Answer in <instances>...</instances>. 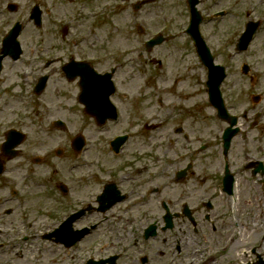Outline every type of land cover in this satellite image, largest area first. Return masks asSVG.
I'll return each instance as SVG.
<instances>
[{"label": "rangeland", "instance_id": "rangeland-1", "mask_svg": "<svg viewBox=\"0 0 264 264\" xmlns=\"http://www.w3.org/2000/svg\"><path fill=\"white\" fill-rule=\"evenodd\" d=\"M201 1L203 4H199V9L207 7L213 0ZM226 1L221 0L217 7L225 4ZM230 1L232 4L234 3V8L230 14L223 16L222 19L219 18V24L217 25L204 23L203 30L208 36L207 41L211 46L209 47L215 61L224 67L226 66L229 71L227 83H224L221 90L227 102L230 103L232 111L235 112L246 108V75H243L240 70L241 63H246V52L239 53L235 57H232L229 53L235 51L234 44L242 31L244 21H246L244 12L247 8L253 6L256 15L260 18L264 15V0ZM0 4L4 5V0H0ZM44 4L51 8V15L56 16L57 19L64 18L66 20L61 25H69L71 27L68 29V33L71 36H80V38H86L89 42H95L97 43L95 46L100 45L102 49L112 55V60L109 64L114 65L116 70H118L116 81L119 92L116 89L117 93L130 92L132 101L121 104L119 99L115 100L113 98L114 103L116 106L118 105L122 113L120 112L119 121L110 125V133L125 130L134 132V128L131 129L129 125L131 117L138 119L137 121L140 123L144 118L152 117L150 119L156 125L152 130H146L147 134L163 140L164 131L169 132L176 124H181L191 135V139L184 144L187 146L186 148H190L200 142L193 137L194 135L202 137V142L205 141V135L198 134L195 132L196 130L200 131V129L206 128L207 125L212 126L211 130H214L216 122L211 121L212 109L206 102L203 83L201 85L202 78L205 76V67L195 57L193 47L189 44L188 36L183 32L186 25V13L179 4V0H155L144 5L143 9L138 13H133L128 3H121L119 0H79L75 4H71L68 0H42V5ZM79 4H82L84 6L83 9L91 12L92 15L90 13L89 16L82 14L77 16L75 7ZM92 11H99V13ZM13 15L6 11L0 12V30L11 22ZM48 19L45 14L42 16L43 31L48 30L50 32L63 27L59 25V27L50 28ZM139 27L143 28V31ZM34 30L37 31L36 29ZM34 30L28 24L24 33L22 32L19 36L20 41L25 36H28L29 31ZM158 30H163L164 36L173 34L175 37L172 40L166 39L150 51H146L144 42ZM261 37L263 36L259 33L255 45L253 44V52H257L256 49ZM95 38L98 39L94 40ZM154 57L162 59L161 66L153 63L151 59ZM20 70L21 65L16 70L6 71L4 77L7 80L0 83V103L3 106V110L0 112V123L4 125L12 123V126L19 125L24 131L29 132L28 138L23 146L20 147L21 151L25 152L29 149L44 153L45 150H52L57 145L61 146L63 151L59 157L55 156V154H49L46 160L48 166L40 164L32 167L35 169L36 174L32 175L31 178L35 180V184L42 180L40 182L42 185L35 186L34 183L29 182L28 178H24L18 172H13L16 179L22 181L20 187L23 190L22 198H25L27 204V216L20 214V210L17 209V213L14 215L12 213L10 219L13 222L12 224L15 225V229L18 230L17 233L29 228L26 223L30 222V220H34V224L29 228L30 233L33 231L40 233L39 225L41 223L50 227L47 230L42 227L44 232H48L54 228L52 226L55 224L56 219L60 221L59 215H64L66 211L68 212L71 209L82 206L87 202L88 197L90 198L95 192H98L95 183L90 184L89 190L80 192L85 181L84 172L86 169H84L83 165H80V168H69L70 165L75 164L77 166V161L73 159L75 155L69 147L70 140L75 134L81 132L92 140L87 150L90 157L94 159L98 157V161L101 157L104 162L108 154L103 149L106 143L102 144L98 140L99 134L94 131L91 121L84 117L82 118V114L77 106L74 105V90L70 88L73 86L72 83H65L55 73L48 89L43 94V98L51 105V109L45 110L46 108H41L36 103L33 94L30 93V87L22 84L20 78L16 77V73H19ZM13 80H16V83L14 86H10ZM179 84L181 85L180 90H178ZM59 87L62 88L59 89ZM238 89H243L241 96L237 94ZM179 91H181L180 94H178ZM192 91H194V94L191 97H186ZM58 96H64L62 102ZM139 107H144L148 110L140 112ZM56 118L66 122L68 126L66 132L50 127V120ZM15 121H19V123L16 124ZM218 125H221V123H218ZM207 137L210 138L209 136ZM38 140L43 146L34 147V143ZM217 141L214 138L210 143ZM130 143L132 144V142ZM239 143L240 138L236 137L235 147L229 158L230 166H232L237 177V185L235 189L236 202L230 201V208L228 209L233 213V207H237L240 230L246 234V230L253 228L250 224L247 227L248 229H246V218L248 217L247 213L250 214V211H254V205H249L246 209V168L244 167L246 155L240 153ZM135 145L137 143L133 141L132 149H140ZM182 147L183 145L180 144L179 150L175 152L170 150L164 154L161 145L159 160L156 157L153 158L147 170L149 175L151 174L154 177L153 188H157L159 191L151 194L148 201L146 199L144 202L134 205V211H131L134 216L127 218L130 211H118L116 207L112 211H108L106 217H102L96 212L88 215L85 218L86 224L98 223L97 230L92 231L85 239L79 242L78 247L74 249L76 253L84 250L86 255L90 253L94 258L101 257V244L104 241L105 244L109 241L115 243L126 240L134 242L136 239L141 242L140 231L143 227L154 223V221L161 223L163 215L162 202L166 201L168 203L169 199L174 202L173 198H178L181 193V185L171 183L172 178L170 179V176L172 175L171 164L178 162L180 155H182V150H180ZM215 151L218 153L220 147L218 148L217 146ZM217 153L213 157V159L215 158V164L218 163L220 157ZM206 154L210 155V153ZM78 158L83 162L87 158L86 151ZM207 158L205 157L203 162L209 166L212 162L208 163ZM20 160L17 158L12 161L10 163L11 167L17 168V161ZM51 164L53 165L52 170L49 168ZM53 170H56V174H52ZM215 170L218 171V169L211 167L205 169L208 177L209 174L213 176L212 172ZM54 181L64 182L68 187L73 186L74 194L64 199L60 195L53 194V189L51 193L48 188L53 187L52 182ZM251 188L254 195H256L257 191L253 187ZM200 196L205 198L204 194ZM216 201L221 204L222 198L218 197ZM230 217L233 221L231 214ZM242 224L244 225L243 227ZM233 230L234 228L231 227L230 231L232 234ZM190 233L192 232L190 231ZM161 236H164V234L159 235L160 238ZM207 236L211 237L206 235L204 238L205 242L200 239V245H209L210 241L207 242ZM160 238L150 240L153 243L149 247L150 250H147V247L138 246L139 252L145 254L150 252L149 256L153 258L152 264H165V260L170 254L166 246L168 244L160 243ZM195 238L199 239L196 235ZM88 244L91 245L90 251L85 250ZM28 245L42 248L46 252L44 254L45 258L36 259L37 256L34 250L27 249ZM211 247L206 249L205 247L199 248L198 250L205 255L206 252H209V254L216 257V261L220 260V252H213ZM243 247H245V244L236 247L226 263H246V255L242 253L246 248L243 249ZM19 248L21 252H18ZM9 250V253H6L5 249L0 252V264H69L71 261L65 258L62 249L57 248V245L52 241L43 239L41 235H31L27 237L24 244L17 242L16 247L13 250ZM108 250H111V248H108ZM159 251H162L161 256ZM171 251L173 255L172 247ZM187 252L192 253L193 250L188 247ZM55 253L57 255L60 254V257L54 258ZM189 253L187 254L189 255ZM198 257L199 255L194 260H198ZM221 263L224 264V262ZM176 264L182 263L176 261Z\"/></svg>", "mask_w": 264, "mask_h": 264}, {"label": "flooded vegetation", "instance_id": "flooded-vegetation-1", "mask_svg": "<svg viewBox=\"0 0 264 264\" xmlns=\"http://www.w3.org/2000/svg\"><path fill=\"white\" fill-rule=\"evenodd\" d=\"M78 1L79 0H68L71 4H75ZM119 1L121 3H128V6L132 8L135 4L143 2L144 0ZM4 2V9L6 12L16 14L20 21L23 22L21 25V33H24L28 24L31 25V29L33 28V30L36 29L37 31H29L28 36L24 34L25 38L20 41L21 52L17 59L13 58L12 55L8 56L7 54L1 53V41L4 33L0 31V83L7 80L4 77L6 71L16 70L18 66L21 65V70L19 73H16V77L20 78L22 84L30 87V93L33 94L36 103L41 108L43 104H45L46 107H51L50 103L43 98V93L48 89L53 75L57 73L65 83L73 84L70 88L74 90L75 104L74 101L73 104L75 106L81 107V109L88 106L89 108H97L99 114L104 116L102 120L104 119L105 122L101 126L102 130L97 132L95 129L96 125H98L97 119L88 112L82 111V117L91 121L94 131L99 134L98 140L102 144L105 142L102 140V137H106V135H109V137L114 136L113 138L123 136V140L119 145L120 150L117 153L115 152V145L112 144V138L105 142L106 144L103 149L107 151L108 155H106L103 162L101 157L99 161L98 157L96 159L90 157L87 150L92 140L89 136L85 135L87 139L85 149L88 163L84 165V169H86L84 172L85 181L82 186V191L80 192L87 189L89 190L91 183L97 185L98 192H95L92 197L87 198V202H85L84 205L89 206L92 204L93 206L91 205L92 208L87 209L85 214L77 219L75 222L76 227L79 229L82 228L86 220L85 218L92 212L106 217V213L110 210L112 211L115 207L118 211L122 210L128 212L134 210V205L144 202L146 199L148 201L151 194L158 193L159 191V189L153 188L152 182L154 177L147 172L152 163H150V161L155 157L159 160L161 156V145L163 147V153L165 154L170 150L174 152L179 150V145L181 144L183 145V147L180 148V150H182V155H180L177 163L171 164L172 175L170 176V179L172 178L171 183L181 185L180 196L178 198H173L174 202L171 199L168 200V203L166 201L162 202L163 215L161 225L155 221L149 224L154 228H156L157 225V227H159V234H164V236L160 238V243L168 244L166 246L169 250L168 252H170L169 257L165 260V264H176L174 260L170 261L172 246L177 253L182 252V261L185 264H199L198 260H192L194 258L193 255L187 254L189 253L187 252L188 247L196 252L199 251V248L205 247L206 249L211 246L213 252H220L219 257L222 256L225 259V264H227L228 248L234 245V242L237 243L236 246L245 244L243 249L246 248V264H264V15L259 18L253 6L251 7L254 19L258 20L259 25L258 30L253 35L252 40L246 48V112L241 118V122L237 123L239 129L232 137L227 156L224 157L222 133L228 126V123L224 119L218 117L216 110L208 101L206 102L212 109L211 121L216 122V126L214 130H211L212 126L210 127V125L200 129V131L196 130L195 132L198 134L205 135V141L202 142V137L194 135L193 137L200 141L194 147L186 148L187 146L184 145L191 139V135L181 124H176L169 132L164 131L163 140L153 137L151 134H147L146 130H152L156 125V123L151 121L150 118L152 117L147 116V118L141 120V123L137 121L138 119L133 117L129 119V125L131 129L134 128V132L125 130L110 133V125L115 121H113L111 117V106L107 105L106 107L104 100L106 95L111 92V101H114L113 98H115V100L121 99L122 95L117 94L116 87L115 91L113 90L114 92L111 91L104 80H101L99 75L112 71V78L115 79L117 76L118 70H116L114 65L109 64L112 60V55L102 49L100 45L95 46L97 44L95 42H89L86 38H80V36H71L68 33V28L71 27L69 25L63 26L58 21L63 20L65 22L66 20L64 18L57 19L56 16L51 14V16H49L48 12L42 11L41 23L36 26L30 19V14L34 6H42V0H4ZM10 3H14L15 5L12 9H9L8 4ZM179 4L188 12V0H179ZM199 4L202 5L203 2L197 0V8H199ZM217 6L215 0H213L207 7L200 9V13L202 14H200V29L202 33L204 23L214 24L212 19L206 20V14L209 11H217ZM83 8L84 6L82 4L75 7L77 16L81 14L89 16L87 13L91 12ZM97 12L99 13V11ZM44 14L49 18L50 28H56L59 27V25L63 27L54 29L50 32L48 30L43 31L42 16ZM250 14L251 12L246 10V23L253 20ZM10 25H12L11 22L7 25L6 29H8ZM259 33L263 37H261L259 41L258 48L256 49L257 52H253V44L255 45ZM97 39L98 38H95L94 40ZM188 39L191 45L192 42L189 37ZM66 67H68L67 73ZM43 76L46 78L45 88L42 92L37 93L36 84ZM15 83L16 80L11 81L10 86H14ZM83 83L86 85H83ZM7 86H9V84H7ZM82 86L86 89L83 96L85 103L80 105L79 97L82 92ZM60 88L62 87H59V89ZM240 90L241 89H238V91ZM238 91L237 94L241 96ZM58 97L61 98L62 102L64 96ZM226 103L232 111L230 103H228L227 100ZM146 109L147 108L139 107L140 112H145ZM118 110L122 113L119 108ZM119 119V117H116V122H118ZM15 123L17 124L19 121H15ZM218 123H221V125H218ZM10 128H15L17 130L22 129L19 125L12 127L11 123H8V125L0 123V252L5 249L6 253H9V249L13 250L16 247L17 241L24 244L27 239L26 234L29 231V228H27L17 233L18 230L15 229V225L12 224L13 222L10 219L12 213L13 215L17 213V209L20 210V214H24V216L27 213L26 200L22 198L23 190L20 187L22 181H18L13 175V172H18V174H21L24 178H28L30 183H33L34 180L31 176L36 174V172L32 167L39 166L40 164L48 166L46 160L49 155V150H45L44 154L43 152L31 151L29 149L25 152L21 151L20 147L23 146L25 140L28 138V134H26L19 144L16 157V159L18 158L21 160L17 161V168H12L10 163L15 158L12 159L8 153L5 155L3 151V145ZM236 137L240 138V153L246 155V164L244 165L246 168V209L249 205H254V211H250V214L247 213L248 217L246 218V229H248L247 227L250 224L253 228L246 230V234L242 233L237 236L234 234V230L233 234L230 231V228H233V223L228 209L229 202L234 194L229 195L223 191L226 168L228 170L230 169V175H232L233 183L235 184V173L232 166L228 163V155L233 152ZM214 138L218 141L210 143ZM132 140L137 143L135 146L140 149H132ZM130 142H132V144ZM39 146H43L40 140L34 143V147ZM217 146L218 148L220 147L218 153L215 151ZM38 153L43 155L39 158L37 157ZM206 153H210V155ZM216 153L220 156L217 164H215V158L213 159ZM54 154L56 156L57 152L55 151ZM205 157H208V163L212 162L211 165L208 166L203 162ZM37 160L39 164L36 163ZM79 166L80 165L75 166L74 164L70 165L69 168L74 169ZM52 167L53 165L51 164L49 168L52 170ZM208 167L218 169V171L215 170L212 172L213 176L209 174L210 178L205 171ZM52 174H56V170H53ZM52 184V189L54 190L53 194L55 195H60L62 198L66 199L70 197L71 194H74L73 186L68 187L64 182L61 183V181H54ZM108 187H110L111 192L107 193ZM251 187L257 191L256 195H254ZM202 194L205 195V198L200 196ZM110 196L115 199V202L107 206V201ZM218 197L222 198L221 204H218L216 201ZM100 200L105 202L102 204V208L98 209V205L101 204ZM130 202V206L124 207L125 203ZM178 206H180V208H178ZM79 208L80 206L78 209ZM76 210L77 208L71 209V212ZM79 216L80 214H77L76 218ZM170 216L173 217V223L172 226L168 228L164 223L166 218ZM94 224H97L96 227L98 226V223ZM28 226L31 227V225ZM147 227L148 225L143 227L140 231L141 242L136 239L134 242L128 240L118 243L109 241L105 244L104 241L101 244L102 251H100L102 256L98 258H92L90 253L87 255L84 254V250L76 254L74 249L77 248V245L75 244L70 246L64 244L56 245L57 248L62 249L65 258L71 260L69 264H152L153 258L149 256L150 252L145 254L138 250V246L147 247V250H150L149 247L153 244L150 241L153 237L150 239V237L145 238L143 236L145 235ZM92 231H89L85 237L92 233ZM190 231L192 233H190ZM31 235H35V233L32 232ZM195 235L199 239H196ZM206 235L211 236L206 237L207 242L210 241L209 245H200V239L205 242L204 238ZM10 237L15 238L17 241L9 239ZM90 247L91 245L88 244L85 250L90 251ZM108 248H111V250L114 249L110 253L111 250H108ZM27 249L34 250L37 256L36 259L45 258L44 254H46V252L43 251L42 248L28 245ZM67 250H72L69 256H66ZM18 252H21L20 248ZM159 252L161 256L162 251ZM57 256L60 257V254L57 255L55 253L54 258H57ZM203 258L204 261L200 264L214 263L216 259V257L209 254V252H206Z\"/></svg>", "mask_w": 264, "mask_h": 264}, {"label": "bare ground", "instance_id": "bare-ground-1", "mask_svg": "<svg viewBox=\"0 0 264 264\" xmlns=\"http://www.w3.org/2000/svg\"><path fill=\"white\" fill-rule=\"evenodd\" d=\"M181 89V85L179 84L178 85V90H180ZM181 93V91H179L178 92V94H180ZM194 94V91H192L188 96H186V97H191L192 95ZM237 243L236 242H234V245H231V246H229V248H228V250H229V252L230 253H232V250H234L237 246ZM221 259L222 258H220V261H221Z\"/></svg>", "mask_w": 264, "mask_h": 264}]
</instances>
